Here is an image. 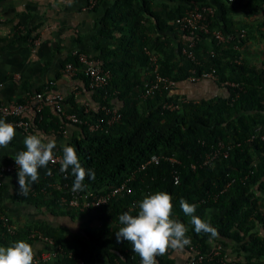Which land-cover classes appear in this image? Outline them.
<instances>
[{"label": "trees", "instance_id": "16d2710c", "mask_svg": "<svg viewBox=\"0 0 264 264\" xmlns=\"http://www.w3.org/2000/svg\"><path fill=\"white\" fill-rule=\"evenodd\" d=\"M194 5L214 7L210 28L233 38L223 42L212 34H199L194 46L187 47L194 55L190 58L183 52L188 33L174 29L168 21ZM263 9L264 0H142L136 6L132 0H118L110 7L101 19L102 31L121 33L119 55L113 52L114 57L121 58L99 63L110 73L107 93L93 89L98 100L96 108L78 103L72 93L62 101L67 112L87 123L102 120L104 129L90 131L87 123L66 119L48 103L35 112L30 126L33 134L48 128L62 129L67 124L78 128L67 144L76 149L81 166L95 173L94 180L85 178L87 188L78 193L91 198L107 195L119 186L123 188L103 204L73 207L62 201L68 196L63 190L72 189L71 169L62 173L61 165L50 167V173L34 183L22 199L45 208L47 215L65 217V223L18 225L14 233L0 223V246L19 240L31 244L41 236L56 247L54 256L44 264H140V257L128 241L117 242L115 232L122 227L119 216L125 211L137 214L138 202L145 195L166 191L173 197V218L189 229L191 245L183 249L188 254L186 261L202 256L197 264H263L264 236L258 224H264V142L250 137L256 126L264 133V59L253 62L249 57L250 53L256 54L248 43L255 37L257 22L230 18L250 17ZM145 23L160 31L177 30L182 36L177 48L166 46L167 40L153 39ZM34 31L25 27L16 32L20 38L28 39L36 37ZM129 33L142 38V51L137 54L142 59V78L137 77L133 83L126 80L127 68L119 73L127 62ZM144 47L157 52V71L162 77L180 85L191 76L212 72L215 78L205 80H212L225 92L194 100L160 89L141 97L143 83L152 78L147 74L150 72ZM67 62L78 63L77 55ZM82 78L88 85L86 77ZM50 82L35 92L55 91ZM169 101L178 102L179 107L165 108L163 104ZM114 107L120 118L106 128L105 120L110 116L106 110ZM220 144L230 147L227 155L218 151L211 163H205ZM54 153L63 155L62 149ZM152 155L159 158L157 163L149 162ZM56 184L63 188L58 189ZM181 199L196 204L194 214L218 230L219 236L211 244L209 234L194 231L191 218L180 207ZM229 244L233 250L227 255L225 247ZM174 252L169 249L165 255L157 256L158 264H176Z\"/></svg>", "mask_w": 264, "mask_h": 264}, {"label": "crops", "instance_id": "0c3cea01", "mask_svg": "<svg viewBox=\"0 0 264 264\" xmlns=\"http://www.w3.org/2000/svg\"><path fill=\"white\" fill-rule=\"evenodd\" d=\"M117 1L98 0L93 8L86 9L87 0H0V100L4 102L22 101L29 93L35 92L52 81L55 91L63 97L72 93L78 103L96 108L98 106L96 91L85 84L82 76L66 75L64 65L75 51H81L101 64L114 59L120 60L121 57H114L113 52L120 47L121 33L118 31L112 34L104 33L101 25V19L106 11ZM151 1L159 3L160 0ZM138 2L142 0H132V5L136 6ZM258 13L261 11H256L253 15ZM240 16L235 15L230 18L234 20V17L237 19L241 18ZM168 23L172 25L171 20ZM25 27L34 28L36 37L20 38L16 31L18 28ZM145 27L148 35L153 39L167 40L169 43L165 45L171 48H177L182 37L177 30L174 32L160 31L147 23ZM137 35L138 38L129 33L125 52L127 62L124 61V67L119 69L121 74L125 68L128 69L129 77L126 80L129 83L135 82L137 77L142 78V59L137 57V54L140 55L142 51V38L139 34ZM144 52L148 55L149 70L152 68L149 62L150 55L156 54L158 57V54L154 49L146 47H144ZM223 92H225L224 88L209 79L176 84L173 90V93L183 99L194 100L210 98ZM112 101L119 105L116 98H112ZM34 115L35 112L30 110L25 116L31 121ZM15 130L16 135L8 147L0 148V163H6L15 158L18 152L26 150L23 140L28 134L16 127ZM77 131L76 126L67 124L62 129L48 128L37 132L53 138L57 145L54 151H57L62 149L61 146L67 144L77 134ZM50 167L48 165L47 168L38 169L39 180L50 173ZM261 209L264 211L263 207ZM45 211V208L36 207L22 199L17 173L7 174L1 178L0 215L6 216L16 227L40 221L65 223V217L50 216ZM258 226L261 229V235L264 236V224H258ZM227 241L230 243L229 240ZM30 245L35 254L52 250L44 240H34ZM232 250V244L225 247L227 255L231 254ZM187 255L184 250H175L172 253L176 264H185ZM260 261L262 262L263 258Z\"/></svg>", "mask_w": 264, "mask_h": 264}, {"label": "clouds", "instance_id": "9594fccd", "mask_svg": "<svg viewBox=\"0 0 264 264\" xmlns=\"http://www.w3.org/2000/svg\"><path fill=\"white\" fill-rule=\"evenodd\" d=\"M16 135L15 127L11 123L0 119V148H6ZM23 144L26 150L20 151L15 157L18 166L17 179L19 192L27 195L31 184L39 180L40 168H47L48 164L56 163L54 149L57 147L53 138L36 132L27 135ZM62 147V158L59 160L60 171L74 176L72 191H84L87 185L85 178L95 179V173L85 170L77 155L76 149L68 144ZM179 181L177 180V183ZM173 197L166 191H157L154 194L145 195L138 202L137 214L132 215L125 211L119 216L122 227L115 232L117 242L128 241L132 245V251L140 257V264H158L157 256L165 255L169 249L183 250L191 245V237L187 235L189 229L181 221L174 219ZM180 207L186 216L191 218L194 231L210 235L209 244L219 236L218 230L211 223L194 213L198 207L181 199ZM35 252L33 247L19 240L9 246H0V264H34Z\"/></svg>", "mask_w": 264, "mask_h": 264}, {"label": "built area", "instance_id": "2783aa9c", "mask_svg": "<svg viewBox=\"0 0 264 264\" xmlns=\"http://www.w3.org/2000/svg\"><path fill=\"white\" fill-rule=\"evenodd\" d=\"M98 0H87L86 9L93 8ZM215 14V8L208 5H194L189 8L183 15L178 16L171 20V24L174 25L179 31L188 33V37L186 38L183 48V52L190 58H194L192 50H187L191 48L195 44V40L198 38L199 34H212L219 41H229L233 38L232 35H226L220 29H211L210 22L211 18ZM74 54L77 55L78 63L66 62L64 65V73L68 76H85L88 81V86L95 90H103L107 93V88L109 85L110 73L107 69H104L100 66L99 62L93 58H90L83 52L75 51ZM158 57L156 54L150 55L149 62H151L152 68L149 69L150 75L152 78L146 80L143 83V90L141 91V97H146L151 94L155 90H165L166 92L173 93V90L176 87V82L166 77H162L157 69H158ZM206 78L214 79L215 76L212 72H204L199 77H189L188 80L191 82H196L199 80H203ZM51 84V82H49ZM232 85V83H229ZM48 86H45V89ZM64 97L58 91H52L49 93L42 92H33L29 93L26 98L22 101H8L4 102L0 100V119H4L5 122L11 123L14 127L21 129L26 134H33L30 126V121L26 118V113L30 110L34 112H40L42 110L43 104H50L57 112L63 115L66 119L78 122V123H87L85 120L79 119L74 113H69L63 107L62 101ZM165 108L176 109L179 107V103L177 102H165L163 104ZM87 108L84 109L87 112ZM106 111L110 112V116L105 120L106 128L110 126L114 121L120 118V113L116 108H112L111 110L107 109ZM88 129L90 131H94L97 129H104L102 125V120L97 123H87ZM105 128V129H106ZM259 138L260 141L264 142V133L261 131L260 126H256L254 132L252 133L250 139ZM229 146H225L224 144H220V147L215 149L213 153L211 152V156L207 157L205 163H211L214 160V157L218 155V151H222L224 156L227 155V150ZM223 149V150H221ZM54 156L57 160L56 163H49L51 167H55L60 165L59 160L62 158L60 154L54 153ZM159 158L156 155H152L149 159V162L157 163ZM173 160V159H170ZM18 166L15 163V158L11 159L6 163H0V184L1 178L6 174H14L18 171ZM58 189H62L63 187L60 184H56ZM123 186H119L114 188L107 195H95L91 198L89 195H83L78 192H73L72 189L65 188L63 192L68 195L67 197H62L63 202H68L70 206L84 208L87 206H96L106 202L108 197L113 196L117 192H119ZM0 223L4 226L9 232L14 233L17 227L9 221L6 216L0 215ZM39 240L46 241L52 248L51 252L45 251L42 254H35L34 264H44L49 259H51L55 250L53 243L51 240L46 239L44 237L39 236ZM202 256H198L196 259L186 261V264H197L201 261ZM79 264H83L81 261ZM220 264H237L236 262H228L223 261Z\"/></svg>", "mask_w": 264, "mask_h": 264}, {"label": "rangeland", "instance_id": "374dc122", "mask_svg": "<svg viewBox=\"0 0 264 264\" xmlns=\"http://www.w3.org/2000/svg\"><path fill=\"white\" fill-rule=\"evenodd\" d=\"M241 19H251L252 22L255 21L258 24L263 23L262 25H257L256 23L255 27H257L258 29H256L254 32L255 37L251 38L248 43L250 50H253L256 53H250L249 57L252 58L253 62H259L261 59H264V9L263 11H261V13L253 15L251 17H241L237 19L234 17V20L237 22H239Z\"/></svg>", "mask_w": 264, "mask_h": 264}]
</instances>
